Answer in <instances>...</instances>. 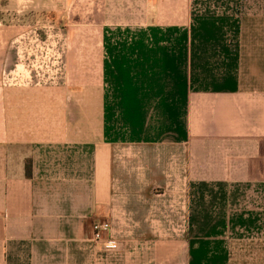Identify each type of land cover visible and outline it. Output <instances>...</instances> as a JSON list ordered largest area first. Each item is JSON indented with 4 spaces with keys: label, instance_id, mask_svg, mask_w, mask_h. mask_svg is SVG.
I'll use <instances>...</instances> for the list:
<instances>
[{
    "label": "crops",
    "instance_id": "1",
    "mask_svg": "<svg viewBox=\"0 0 264 264\" xmlns=\"http://www.w3.org/2000/svg\"><path fill=\"white\" fill-rule=\"evenodd\" d=\"M172 1L165 25L141 22L144 2L137 25L103 28L104 82L120 51L138 80L172 64L166 89L124 85L121 125L106 90L101 119L65 89L0 93V264H264V0H186L181 17ZM164 181L182 246L138 229ZM104 220L115 249L93 239Z\"/></svg>",
    "mask_w": 264,
    "mask_h": 264
},
{
    "label": "rangeland",
    "instance_id": "2",
    "mask_svg": "<svg viewBox=\"0 0 264 264\" xmlns=\"http://www.w3.org/2000/svg\"><path fill=\"white\" fill-rule=\"evenodd\" d=\"M143 1V2H142ZM0 0V93L6 101L7 89L17 88L19 93L63 92L66 102L73 108L83 110L82 119H101L103 94L106 90L105 107L117 113L116 123H122V115L129 102L123 100L124 85L128 88L153 84L166 89L171 86V60L148 59L146 80H138L133 69V60H123L117 54L107 65L103 79V59L105 55L104 26L138 24L141 3L149 19L143 23L167 24L176 18L169 13L172 0ZM184 11L179 16H186ZM157 4H156V3ZM155 4V6H154ZM162 7L159 8V5ZM133 37V36H131ZM124 63V65H123ZM151 63V64H150ZM162 68V72L155 69ZM153 69V71L151 70ZM177 72V71H175ZM164 75L163 84L150 78ZM4 89L3 91L1 89ZM32 95V94H31ZM25 95H19L24 98ZM43 95L36 96L42 98ZM48 98V97H47ZM76 113V114H77ZM153 112H150L152 115ZM81 115V116H82ZM73 120V116H70ZM152 120V119H151ZM164 129V128H163ZM169 156H164L165 167L169 166ZM170 182V181H169ZM168 182V183H169ZM161 184V183H160ZM165 191L166 182L156 186L150 193L154 202L162 208L148 209L147 220L138 229L145 230L148 237L156 242L178 243L182 246L183 236L177 235L178 223L175 220V193L171 184ZM154 194H156L154 196ZM155 205V203H154ZM181 229V227H180ZM154 243V242H153ZM166 246V245H164Z\"/></svg>",
    "mask_w": 264,
    "mask_h": 264
},
{
    "label": "built area",
    "instance_id": "3",
    "mask_svg": "<svg viewBox=\"0 0 264 264\" xmlns=\"http://www.w3.org/2000/svg\"><path fill=\"white\" fill-rule=\"evenodd\" d=\"M113 226L108 220L97 221L93 224V239L106 249H115L117 244L113 239Z\"/></svg>",
    "mask_w": 264,
    "mask_h": 264
},
{
    "label": "trees",
    "instance_id": "4",
    "mask_svg": "<svg viewBox=\"0 0 264 264\" xmlns=\"http://www.w3.org/2000/svg\"><path fill=\"white\" fill-rule=\"evenodd\" d=\"M106 81V79H105ZM32 174V165H31V160L26 161V176L30 177Z\"/></svg>",
    "mask_w": 264,
    "mask_h": 264
}]
</instances>
